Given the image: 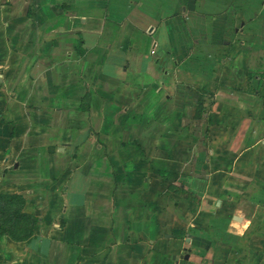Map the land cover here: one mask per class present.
<instances>
[{"label":"crops","instance_id":"obj_1","mask_svg":"<svg viewBox=\"0 0 264 264\" xmlns=\"http://www.w3.org/2000/svg\"><path fill=\"white\" fill-rule=\"evenodd\" d=\"M39 111L88 185L72 203L50 161V188L7 183L38 222L0 264H264V0H0L5 172L33 152L8 124Z\"/></svg>","mask_w":264,"mask_h":264},{"label":"rangeland","instance_id":"obj_2","mask_svg":"<svg viewBox=\"0 0 264 264\" xmlns=\"http://www.w3.org/2000/svg\"><path fill=\"white\" fill-rule=\"evenodd\" d=\"M160 52H162L161 48H159V53ZM87 91H90V90H87ZM89 102H90L89 96L83 100V103L85 104ZM26 105L27 104L22 106L23 110L25 109ZM27 110L28 112H30V114L32 113V110L30 107ZM39 112L45 113L44 115H42V119H41V120H44V122L42 121L39 122V120L34 119L33 115L28 116L26 113L23 118H20L18 122L14 124V126L11 124H8L7 131H6L7 134H6V137L4 138L6 144L9 143L11 139L10 136L11 134H13V132L14 134H18V135L22 134V136H24L22 138L23 144H25L24 139H26L27 144L31 145V146L29 145V147L32 149L33 152L26 151V152H31V153L28 156L29 158L26 159V161L21 162V168H19V170L17 171L9 170L5 172L3 169V166L1 165L3 164L2 162L3 155L1 154V150H0V178H1V181L4 184L11 183V182H19V184L23 185V188H25L26 186H29L28 191H33L39 185V183H42L43 188L45 190V187H49V185L53 184L52 179L48 178V176L46 175L47 169L45 170V167L49 165V161H50L56 167V169L58 170L60 169L58 173L57 171L54 172L56 181L61 182L66 178L67 181H71L72 183L70 185V187L72 188V191H70L69 193L67 192L68 199L72 203H79L81 201L78 202V200H80L83 197V192L81 191V188H85L88 185V183H86L84 176H83L85 171L83 169L82 170L77 169L75 173L73 172L69 173L70 170L68 169V165L69 163L73 161V158H72L73 152H71V150L67 151L66 155L64 153L65 155L64 157L69 156L71 158L70 160L69 159H66L65 161H60V159L58 160V158L62 157V153L59 151L62 149V146L65 145L67 141L66 134L64 130L61 129L59 123H55L54 121H52L51 119L47 117L48 116L46 114L47 111H39ZM2 129L4 128L0 126V131ZM1 133L3 132L1 131ZM84 138L85 137L79 136L75 139V141H77L78 143L82 140L81 141L82 143L84 141ZM121 140H123V138H119L116 142H119ZM2 142L3 140L1 139V143ZM110 142H111L110 143L111 145L109 144L110 148L116 147L117 149H119V144H114L115 140H111ZM1 143H0V146H1ZM10 149L11 147L7 145L4 150L5 152H8ZM49 151L52 153H55L56 159L52 158L53 155L51 153L49 154L48 153ZM113 155H115L117 158L116 159L110 158V161L113 164L112 166H114V175L111 178L114 179L113 181L114 183L127 185L128 184V166H126L127 164L124 163L122 159H120L121 155H125V154H121L120 152H117V153L115 152L113 153ZM119 159L120 161H118ZM116 161L117 163H115ZM100 171L101 170L95 171L94 169H92L91 174L96 173V172L100 173ZM71 176H74V178H72ZM99 179H101V182L104 183V177L103 178L99 177ZM1 181H0V194H7L8 193L7 190L10 188V184L3 185L1 184ZM121 186H118L117 190H119ZM65 187H68V185H66ZM24 196L26 197V199L29 197L27 193H25ZM75 199H77V201ZM35 207L36 205L34 203L30 202L28 199L26 202L24 198H22L21 202L12 201L11 203L8 201L5 202V201L0 200V228H4L8 232H10L11 235H14L15 238L17 237L25 238L27 233L30 231V228L32 227V217H33L32 211L37 210L36 209L37 207L36 208ZM22 212L25 214H28L29 217L22 218L21 217ZM89 225L90 224H87L86 227H89ZM102 230L106 231L104 229ZM5 233L0 232V236L1 237L6 236ZM105 234L107 235L104 236L103 240H110L111 234L109 232ZM73 251H74L73 254L77 253L76 250H73Z\"/></svg>","mask_w":264,"mask_h":264},{"label":"trees","instance_id":"obj_3","mask_svg":"<svg viewBox=\"0 0 264 264\" xmlns=\"http://www.w3.org/2000/svg\"><path fill=\"white\" fill-rule=\"evenodd\" d=\"M0 200L5 201V202L8 201L10 203L12 201L21 202L22 201V197L19 196V195L0 194ZM21 217L22 218H28L29 215L22 212ZM37 222H38V219L33 216L32 217V227L30 228V231L27 233L25 238H22V237L15 238L14 235H11V233L8 232L7 230H5L4 228H0V232H4V233L6 232L5 235L8 236L12 241H16V242L26 241L27 239H29L34 234Z\"/></svg>","mask_w":264,"mask_h":264},{"label":"water","instance_id":"obj_4","mask_svg":"<svg viewBox=\"0 0 264 264\" xmlns=\"http://www.w3.org/2000/svg\"><path fill=\"white\" fill-rule=\"evenodd\" d=\"M184 259L187 260V259H188V256L186 255V256L184 257Z\"/></svg>","mask_w":264,"mask_h":264},{"label":"built area","instance_id":"obj_5","mask_svg":"<svg viewBox=\"0 0 264 264\" xmlns=\"http://www.w3.org/2000/svg\"><path fill=\"white\" fill-rule=\"evenodd\" d=\"M152 53H153V51H152Z\"/></svg>","mask_w":264,"mask_h":264}]
</instances>
